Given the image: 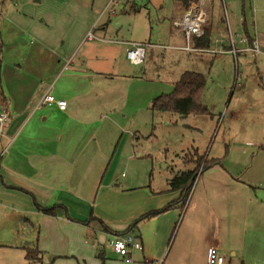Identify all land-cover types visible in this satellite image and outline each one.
Instances as JSON below:
<instances>
[{
  "label": "crops",
  "instance_id": "crops-1",
  "mask_svg": "<svg viewBox=\"0 0 264 264\" xmlns=\"http://www.w3.org/2000/svg\"><path fill=\"white\" fill-rule=\"evenodd\" d=\"M113 2L110 0L107 6ZM210 2L207 1L209 17L212 11ZM253 2L264 5L261 0ZM93 6L95 4L91 5L86 0H11L6 5L8 9L5 11L2 8L0 12V111L8 109L10 113V120L0 137V149L6 148L0 156V239L7 243L2 244V247L18 250L24 257V245H37L43 251L42 262L29 261L34 264H65V260L74 255L89 259L86 255L90 248L97 253L96 258L101 262L99 254H104L107 262L106 243L109 242L113 250L111 241L126 234H133L143 246L141 250L131 251L130 262L113 250L126 263L132 264L134 259L147 261L151 255H162L167 247L171 223L170 220H166V224L162 221L165 226L160 227L157 215L176 206L178 199L182 200L180 190L170 189L169 181L173 177L168 181L169 190L172 191L170 195H165L164 191L157 193L163 188L143 193V200L138 201L133 210L109 202L104 195L100 205L99 196L97 200L93 199L92 191L97 187V179H91L92 175H96L89 149L91 114L102 111L101 118L104 117L103 113L113 109L123 93L121 89L116 92L115 84L110 89L115 98L108 101L98 96L99 99L92 105L88 99L95 87L92 78L106 77L113 81L125 77V74L110 72V65L114 63L116 53L119 54L122 49L119 47L116 52L112 44L124 45L127 49L126 44L122 43L125 41L100 37L105 35V25L94 22L92 25L96 23L95 27L89 26L96 14ZM235 13L238 15L235 28L229 22L228 27L231 33L234 32L236 56L231 48H225L230 42L225 35L217 38L212 51L218 54L217 59L231 54L236 61L237 76H241L238 91H242L251 104L250 112L244 106L240 112L257 114L252 118V125L256 126L254 132L250 128L245 133L246 140L243 143L264 149V72L261 70L264 53L253 55L248 50L250 39H260L256 27L253 34L248 28L250 39L245 32L239 44L235 40V35L241 29L245 30L244 22L247 23L245 0H240ZM91 28L96 36L94 39L86 38ZM181 34L184 37L183 29ZM30 37L35 38L29 41ZM261 37L264 38V35ZM79 46L85 50L77 67L87 72L79 75L84 78L80 87L70 92L66 87H59V83ZM221 48L224 52H217ZM249 56L254 57L257 66L252 80L240 73V64L245 69L244 64L249 62ZM59 72L63 73L61 77ZM108 74L111 76L108 77ZM74 76L66 75L67 79L71 78L68 79V85L73 84ZM252 91L262 94L263 105L259 102L257 106L258 103L252 101L249 96ZM46 93L54 95L56 99L66 100V109H60L56 103H41ZM227 126V137H230L231 127ZM186 170L191 169L182 171ZM236 173L219 161L201 172L200 180H207V183L202 185L205 198L199 199V202L209 208L218 222L217 231L211 234L212 241L207 242L203 249L205 264L210 247L219 248L222 254L229 250L235 256L244 239L250 235L247 226L253 200V181L242 179L241 173ZM220 182H226L227 186L218 185ZM130 189L129 185L123 187L125 191ZM194 194L195 190L186 202L185 212ZM36 202L42 207L61 206L54 216L39 210ZM164 206L167 209L162 211ZM157 210L161 212L152 214ZM92 216L95 218L92 219ZM88 219L91 220L89 224L86 222ZM123 220L124 223L119 224ZM148 220L156 221L150 235L138 228ZM179 232L174 239L172 235L169 239V243L173 239L172 244L177 241L175 254L180 253L182 248Z\"/></svg>",
  "mask_w": 264,
  "mask_h": 264
},
{
  "label": "rangeland",
  "instance_id": "rangeland-1",
  "mask_svg": "<svg viewBox=\"0 0 264 264\" xmlns=\"http://www.w3.org/2000/svg\"><path fill=\"white\" fill-rule=\"evenodd\" d=\"M10 1L0 0V12L2 8L5 11L8 9L6 5ZM86 1L91 5L95 4L92 8L96 14L89 26L94 22H100L107 27L104 28L105 35L100 37L147 43L146 59L142 65H134L128 60L124 45L112 44L115 45L116 52L119 51V47L122 49L119 54L116 53L115 61L110 65L112 66L110 72L125 74V77L113 81L106 77L92 78L95 87L92 83L93 92L88 98L92 105L99 99L98 96H103L108 101L115 98L114 92L110 90L115 84L116 92L117 89H121L123 93L114 108L103 113L104 117L101 118L102 111L91 114L89 149L96 174L92 175L91 179L94 181L97 179V187L92 191L93 199L97 200L99 196L100 205L104 195L109 202L131 207L133 210L137 202L143 200V193H151L154 192L153 190L163 188L157 193L161 194V191H164L165 195H170L172 191L169 190L168 181L172 177L186 168L197 169L193 183L195 194L187 212L182 206L183 199H178V196L175 208L157 215L160 227L165 226L166 220H170L171 223L164 253L157 257L151 255L147 261L134 259L132 264H149V262L205 264L203 249L207 246L205 245L207 242L212 241L211 234L216 232L218 227L216 217L209 208L203 207L199 202V199L205 198L202 185L207 183V180L203 182L200 176L202 168L208 163L207 158H216L225 166H229L237 173L240 172L242 179L253 181L251 187L253 200L249 211V226H247L250 235L244 239L235 256L229 250L223 251L224 264H264V149L243 143L246 140L245 133L250 128L253 129L250 131L254 132L256 126L252 125V118L257 114L248 113L251 104L247 102V96L242 91H238L241 76H237V64L233 56L230 54L217 59L218 54L212 51L214 47L196 49L193 45L196 50H186L187 41L181 34L182 27L174 25L175 20L181 19L183 12H179L173 0H131L130 2L115 0L109 7L107 4L110 0ZM205 2L208 5L207 0ZM245 2L249 31L253 34L256 27L259 41L262 42L264 41L261 37L264 35V5H260V2L254 3L253 0H245ZM239 3L240 0L210 2L212 11L206 27L212 30L215 38L227 36L230 45L234 32L229 33L228 22L235 28L238 20L235 12ZM106 6L107 10H105ZM95 26L96 23L91 27ZM244 34L245 30L241 29L235 35L238 44ZM34 38L30 37L29 41ZM219 46L221 44L215 48ZM223 48L218 52H224ZM84 50L80 46L77 47L71 63L67 64L65 74L59 72V77L63 74L59 87H66L71 92L77 90L84 82V78L79 75L87 71L77 67ZM248 59L249 62L244 64L245 69L240 64V73L243 77L252 80L253 74L257 72V66L254 57L249 56ZM261 70L264 72V65L261 66ZM187 71L200 72L206 77L201 99L213 114L181 116L152 111L150 109L152 100L156 96L172 93L182 74ZM67 74H75L71 85H68V79L71 78L67 79ZM110 76L108 74V77ZM249 96L252 101L258 103L257 106L259 102L263 105V96L260 92L258 94L257 91H252ZM243 106L248 112H240ZM227 125L231 127L230 137H227L229 132ZM126 185L131 186L132 189L123 190ZM218 185L227 186L226 182H220ZM167 206L162 209H167ZM149 220L138 227L146 235L152 234L156 223ZM162 221H165V224ZM122 223L124 220L119 224ZM178 230H180L179 237L182 238V248L180 253L175 254L177 241L175 240L173 244L172 242ZM171 235L173 239L169 243ZM2 244L7 243H3L0 239V264H34L25 260L24 254L18 250L2 247ZM88 251L86 256H89V259L74 255L66 259L65 264H103L96 258L97 253L95 254L92 248ZM90 254L93 256L91 257ZM106 256L108 258L106 264H128L113 252L109 242L106 243Z\"/></svg>",
  "mask_w": 264,
  "mask_h": 264
},
{
  "label": "trees",
  "instance_id": "trees-1",
  "mask_svg": "<svg viewBox=\"0 0 264 264\" xmlns=\"http://www.w3.org/2000/svg\"><path fill=\"white\" fill-rule=\"evenodd\" d=\"M176 4V7L179 8V12L189 9L193 4L200 2L201 0H173ZM208 1V0H207ZM128 2V1H127ZM133 7V6H132ZM137 9V8H136ZM139 10V9H137ZM246 19V18H245ZM207 23L204 26V33L200 36H193L192 44L197 49H210L215 44L217 38L213 36L212 30L206 27ZM245 32L248 34L247 23L244 22ZM250 39V37H249ZM1 41V40H0ZM253 40L250 39L251 45ZM1 44V42H0ZM228 47L231 48L230 42ZM226 47V48H228ZM1 54V47H0ZM206 85V77L195 71H187L182 74V77L178 80L175 85V88L170 94H162L156 96L152 100L151 110L156 112H169L172 114H179L181 116H187L189 114H206L212 115V111L202 102L201 92ZM10 120V119H9ZM264 146V145H263ZM207 158V157H205ZM208 163L202 168L201 172L208 169L211 165L217 162V159H208ZM197 176V169H191L182 171L176 174L170 181L171 190H180L183 208L188 201V198L193 189L194 178ZM1 177V176H0ZM37 208L42 210L45 214L54 215L58 214L59 208L61 205H53L51 207H42L36 202ZM166 210V209H165ZM164 211V210H162ZM161 211H154L152 214H158ZM92 219L95 217H91ZM90 219L86 222L89 224ZM25 258L30 262H42L43 251L38 248L37 245H24ZM99 257L102 259L103 264H106V258L104 254L100 253Z\"/></svg>",
  "mask_w": 264,
  "mask_h": 264
},
{
  "label": "built area",
  "instance_id": "built-area-1",
  "mask_svg": "<svg viewBox=\"0 0 264 264\" xmlns=\"http://www.w3.org/2000/svg\"><path fill=\"white\" fill-rule=\"evenodd\" d=\"M115 1V0H112ZM130 2L131 0H125ZM209 19V9L206 5L205 0H201L198 3L193 4L189 9L183 11L181 19L175 20L174 25L181 26L185 39L187 41L185 45L186 50H196L193 48L192 38L193 36H200L204 32V26ZM229 33H231L230 28H228ZM96 36L93 33V28H91L86 38L94 39ZM231 50L236 56L237 49L234 46L233 38L231 37ZM122 42V41H121ZM127 45L126 57L134 65H141L146 59V46L147 43L144 42H122ZM248 50L257 55L264 53V41L260 42L255 40L253 44L248 48ZM218 52V51H217ZM41 103H56L60 109H66L67 101L64 99H56V97L50 93H46ZM10 119V113L8 109H3L0 111V137L3 135L4 127ZM6 148L0 149V156L3 155ZM111 246L115 252L120 254L125 258L126 261H132L131 251L132 250H141L143 249L141 241L135 237L133 234H126L122 237H118L115 240L111 241ZM225 261L224 255L220 252V249L217 247H210L208 251L206 264H223Z\"/></svg>",
  "mask_w": 264,
  "mask_h": 264
},
{
  "label": "water",
  "instance_id": "water-1",
  "mask_svg": "<svg viewBox=\"0 0 264 264\" xmlns=\"http://www.w3.org/2000/svg\"><path fill=\"white\" fill-rule=\"evenodd\" d=\"M37 1H39V0H37Z\"/></svg>",
  "mask_w": 264,
  "mask_h": 264
}]
</instances>
